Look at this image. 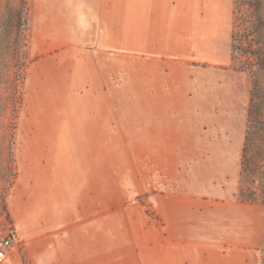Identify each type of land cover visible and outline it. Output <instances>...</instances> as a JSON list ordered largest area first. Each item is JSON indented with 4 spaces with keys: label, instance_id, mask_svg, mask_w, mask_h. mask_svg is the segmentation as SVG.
I'll use <instances>...</instances> for the list:
<instances>
[{
    "label": "crops",
    "instance_id": "1",
    "mask_svg": "<svg viewBox=\"0 0 264 264\" xmlns=\"http://www.w3.org/2000/svg\"><path fill=\"white\" fill-rule=\"evenodd\" d=\"M73 10L97 29L81 99L18 118L0 264H262L264 209L238 197L245 129L218 127L249 102L229 66L233 0Z\"/></svg>",
    "mask_w": 264,
    "mask_h": 264
},
{
    "label": "rangeland",
    "instance_id": "2",
    "mask_svg": "<svg viewBox=\"0 0 264 264\" xmlns=\"http://www.w3.org/2000/svg\"><path fill=\"white\" fill-rule=\"evenodd\" d=\"M233 1L235 9L231 34L233 32L234 40L231 43L229 66L243 73V93L248 102L253 71H248L243 65L250 59L245 51L252 50L251 46L254 45L248 34L251 8L249 0ZM85 2L86 0H0V237L8 236L13 244L14 231L6 207V195L15 178L12 145L17 121L20 116L28 119L40 116L58 117L65 112L64 108L51 109L58 100L81 99L78 91L82 90V76L79 73L84 69L85 53L90 46L88 41L97 30L95 24L83 30L78 27L75 19L78 13L73 8H82ZM126 62L123 61L124 64ZM32 63L33 67L29 72ZM245 126L246 112L240 123L233 121L218 125L220 135L226 132L235 134L236 138ZM235 146L238 148V144ZM263 181L264 167L252 182H242L243 192L238 195L239 199L254 198L264 209ZM248 263L256 264L254 260ZM186 264L192 263L188 260Z\"/></svg>",
    "mask_w": 264,
    "mask_h": 264
},
{
    "label": "trees",
    "instance_id": "3",
    "mask_svg": "<svg viewBox=\"0 0 264 264\" xmlns=\"http://www.w3.org/2000/svg\"><path fill=\"white\" fill-rule=\"evenodd\" d=\"M235 2L233 1V6ZM251 8L248 16L250 40L254 41L252 50L245 51L248 59L243 68L253 71L249 104L246 110V126L241 153L239 195L243 192L244 180L253 181L255 175L264 167V0H249ZM235 7H233L234 12ZM248 25V26H249ZM234 40L231 34V43ZM247 50V49H246ZM244 52V53H245ZM264 189V181L262 183ZM254 198L245 202H255ZM262 264H264V247Z\"/></svg>",
    "mask_w": 264,
    "mask_h": 264
},
{
    "label": "built area",
    "instance_id": "4",
    "mask_svg": "<svg viewBox=\"0 0 264 264\" xmlns=\"http://www.w3.org/2000/svg\"><path fill=\"white\" fill-rule=\"evenodd\" d=\"M13 248L11 238L8 236L0 237V262L6 257V255Z\"/></svg>",
    "mask_w": 264,
    "mask_h": 264
}]
</instances>
